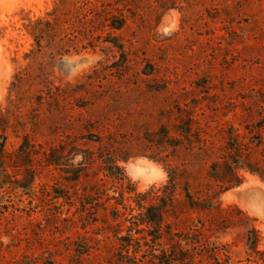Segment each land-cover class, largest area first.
Here are the masks:
<instances>
[{"label":"rangeland","instance_id":"obj_1","mask_svg":"<svg viewBox=\"0 0 264 264\" xmlns=\"http://www.w3.org/2000/svg\"><path fill=\"white\" fill-rule=\"evenodd\" d=\"M263 115L264 0H0V264H122L150 189L162 260L249 264Z\"/></svg>","mask_w":264,"mask_h":264},{"label":"trees","instance_id":"obj_2","mask_svg":"<svg viewBox=\"0 0 264 264\" xmlns=\"http://www.w3.org/2000/svg\"><path fill=\"white\" fill-rule=\"evenodd\" d=\"M261 124H264V115L262 116V119H260ZM127 158V157H126ZM116 168L119 170L122 169L116 165ZM249 170L253 171L250 166H246ZM169 173V181L167 184H165L164 192L169 194L170 200H173L175 191L177 190L178 184L180 183V172L178 171L177 167H170L168 170ZM213 173V172H212ZM233 174H236L233 173ZM214 176L216 177L217 174L214 171ZM127 176L122 173L121 180H125ZM217 178L221 181L226 180L223 176H217ZM128 179V178H127ZM228 182V180H226ZM242 182V177L237 176V180L234 184H240ZM166 189V190H165ZM134 192H136L134 189H132ZM158 190V189H157ZM186 190V189H185ZM153 190L150 189L146 192H136V195L140 198L139 200L136 199L138 204V212L135 215H132V220L130 225H128V235H122L120 236V251L117 252L114 256V261L117 263L122 264H146L147 262H153L152 259H158V263L155 264H171L170 261L167 259L166 261L162 260V255H168L166 250V247L163 245V241L161 240L162 237V227L164 226V212L159 206L155 204H143L141 201V197L147 198L148 193H152ZM163 192V193H164ZM189 197H191V194L187 193ZM145 200V199H143ZM200 206H205V204H211L210 201H202ZM204 204V205H202ZM134 229L138 235L134 236L131 234V230ZM260 240V232L255 229L254 227H251L248 229L247 237H246V243L248 248L253 251L257 257L254 259L251 256H248L247 260L249 261V264H264V248H259L258 241ZM200 243V242H198ZM180 243L177 242V245ZM161 246V249H159ZM159 247V248H158ZM193 248L195 250V246L193 245ZM196 248L202 252V248L196 246ZM156 250H160V253H157ZM215 250L212 249L209 253L211 256H213L215 262L216 258L214 255ZM199 253V252H198ZM193 253L190 254V258H192ZM150 256V257H149ZM151 258V259H150ZM230 257L227 256V260L225 259V263L228 264ZM172 262V261H171Z\"/></svg>","mask_w":264,"mask_h":264},{"label":"bare ground","instance_id":"obj_3","mask_svg":"<svg viewBox=\"0 0 264 264\" xmlns=\"http://www.w3.org/2000/svg\"><path fill=\"white\" fill-rule=\"evenodd\" d=\"M144 163H147V162L145 161ZM129 166H130V168L134 169V164H133V162H131V163L129 164Z\"/></svg>","mask_w":264,"mask_h":264}]
</instances>
